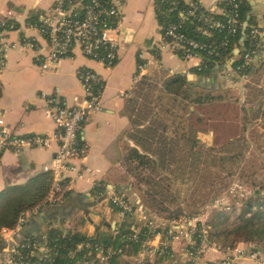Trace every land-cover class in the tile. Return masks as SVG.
Returning a JSON list of instances; mask_svg holds the SVG:
<instances>
[{
	"label": "crops",
	"instance_id": "1",
	"mask_svg": "<svg viewBox=\"0 0 264 264\" xmlns=\"http://www.w3.org/2000/svg\"><path fill=\"white\" fill-rule=\"evenodd\" d=\"M54 1L0 0V19H9L16 25V29L6 33L9 47L6 50L7 66L0 72V119H4L5 126L13 135H51L58 131L55 122L45 114L44 94L59 89L62 99L69 104L82 99L84 88L77 76L80 67L92 68L103 77V108L93 113L80 132V141L88 148L85 177L70 185L62 201L45 207L36 217L29 219L27 231L41 236L49 228L58 227L65 232L81 231L93 236L112 231L125 221L112 208L108 197L96 191L93 183L107 180L113 168L120 165L126 143L135 146L134 140L129 138L134 125L127 111V99L137 83L135 77L139 73L140 64L145 67L142 76H149L159 84L179 75L199 85H206L214 95L224 93L229 88H240V99L235 96L229 99L230 104L239 105L245 118H248L247 112L253 106L264 114V105H260L264 99V0H247L251 6L248 17L254 19L263 34L259 38V51L254 58L255 73L244 80L237 79L235 85H231L228 67L215 71L211 77L200 78L196 70L203 62L201 56L185 59L169 46L159 47L162 31L156 13V0H122L120 58L114 67L108 68L77 49L71 57L62 59L54 69L43 71L39 57L47 43L32 23ZM182 1L189 4L193 0ZM201 2L206 10L216 14L224 13L221 0ZM249 83L262 89L263 95L258 102L247 100ZM212 117L211 121L218 119L217 116ZM56 150L57 144L53 143L50 147L26 148L18 153L0 151V192L23 186L24 193L30 197L43 188L48 191L51 173L46 167L52 163ZM107 187L117 191L124 189H119L113 182H108ZM124 195L137 200L131 198L128 192H124ZM129 222L137 230L142 224L133 218H129ZM162 228L163 231L150 240L145 250L142 248L134 253L128 248L119 264H139L144 257L153 259L155 250L163 244L173 251L168 264H216L223 257V253L214 247L215 243L206 240L191 257L187 255V250L193 244L192 236L172 238L166 233V227ZM255 249L264 252L262 246ZM236 264H264V261L243 257Z\"/></svg>",
	"mask_w": 264,
	"mask_h": 264
},
{
	"label": "trees",
	"instance_id": "2",
	"mask_svg": "<svg viewBox=\"0 0 264 264\" xmlns=\"http://www.w3.org/2000/svg\"><path fill=\"white\" fill-rule=\"evenodd\" d=\"M171 1L156 0V13L159 23L170 20L181 21L188 35L200 41L214 43L219 46L227 35V30H214L210 36L203 34L200 27L204 22L199 21L198 17L183 19L180 16L178 8L187 9L188 7L182 0H179L177 10L165 13L171 6ZM238 1L239 16L244 24L247 21L251 6L247 0ZM222 6L226 8V12L214 14V17L226 21L229 14L228 6L224 2ZM202 13L199 10L197 16L202 15ZM254 26H257V24L253 18H250L246 29L241 27L237 34L229 36L227 47L219 46V55L209 57L205 52L202 53L203 66L201 69L196 70L199 77H211L215 71L225 70L228 61L232 58L235 59L232 67L235 68L240 65V53L235 54V49L240 48L242 50L243 47L249 45L251 42L250 33ZM255 70L253 65L249 69H241L239 72L240 74L252 75ZM248 86L247 100H256L257 96L261 99L262 89L252 86L251 83ZM156 91L159 92V96L153 98ZM225 98V93L214 95L206 85H199L198 82L188 80L184 76L176 75L159 84L149 76L143 75L127 99V111L134 125V130L129 133V138L134 140L135 146L129 143L125 144L120 165L113 168L107 180H105L106 182H99V185L95 188L96 191H103L108 182H113L119 189L132 187L140 192L141 203L148 212L155 213L165 219L179 218L184 215V208L176 202V197L171 192L172 174L180 168L185 173L192 172L196 168L195 163L192 162L194 160H201L204 166L208 168L216 164L225 166L228 159H234L242 155V152L237 155L214 154L212 151L215 150V147H207L199 140V129L191 121V118H193L195 123L206 125L207 121H211L213 117L211 114L206 116L204 113L212 112ZM142 99L146 103H141ZM153 103L160 106V110L164 111L162 112L164 115H161L159 109L154 108ZM262 104L264 105V99L260 101V105ZM198 110H201L202 113H198ZM209 157H212V163H206V159ZM183 160L186 163H180ZM219 161L221 163H218ZM240 170V179L250 183L253 188L252 195L246 201L243 212L238 217L239 221L244 223L245 226L228 227L221 222H214V230L206 236L202 233V224L198 223L196 229L191 228L193 244L189 245V249L193 253L201 247L205 237L207 241L221 243L225 247H234L239 241L256 242L264 247V178H258L256 172L248 174L244 167H241ZM228 174L233 175L234 173L229 170ZM226 186L216 196L220 195L229 185ZM118 192L124 194L122 190ZM46 193V188H43L29 197L24 193L23 186L1 191L0 233L3 227L13 226L18 215L23 210L39 203ZM114 209L118 210L117 207H114ZM195 213L193 212L188 216L192 217ZM221 215L222 212H219L217 217L219 218ZM129 218L131 217H127L114 230L93 236L81 231L65 232L61 228L51 227L44 235L55 252L49 257L48 261L45 262L36 257L32 264H85L93 258L94 254L93 248L87 247L86 243H100L104 246H111L115 251L121 249V252H115L110 258V264H119L122 255L128 248L134 253H138L143 248L145 240L153 237L156 232L163 231L162 227L153 230L150 226L142 223L138 226V239H129V236L134 232L133 223L129 222ZM169 230V227L165 228L167 234ZM81 244L83 246L79 247ZM172 254V249L163 244L155 250L153 259L144 257L139 264H168Z\"/></svg>",
	"mask_w": 264,
	"mask_h": 264
},
{
	"label": "built area",
	"instance_id": "3",
	"mask_svg": "<svg viewBox=\"0 0 264 264\" xmlns=\"http://www.w3.org/2000/svg\"><path fill=\"white\" fill-rule=\"evenodd\" d=\"M223 2L228 6L229 14L226 21L214 17L216 13L206 10L201 0H193L192 3L187 4V9H179V0H172L171 6L165 13H170L178 8L183 19L198 17L199 21L204 22L200 31L205 35L210 36L214 30H227V35L219 44L221 47H227L229 36L237 34L244 24L239 16V1L221 0V3ZM199 10L203 13L197 16ZM223 11L226 12V8L223 7ZM122 14V0H55L32 23V26L39 31L47 43L46 48L41 49L39 57L41 69L43 71L54 69L62 59L71 57L77 49L85 56L100 61L108 68L114 67L120 58L119 38ZM160 27L162 41L159 47L169 46L185 59L194 56L203 58L202 53L204 52L209 57L220 53L218 45L200 41L188 35L181 21H165L160 23ZM14 29H16V25L13 21L0 19V72L7 66L6 50L9 45L6 42V33ZM262 34L261 28L254 26L250 33L251 42L249 45L243 47L242 50L239 48L240 65L234 68L232 63L230 64L233 58L228 61L226 66L229 69L231 82L236 83L237 79L244 80L249 76L240 74L239 70L249 69L253 66L259 49L258 41ZM202 66L203 62L198 68L201 69ZM144 68L143 64L139 65V73L135 77V82L142 78ZM77 76L83 85L84 95L75 104H69L63 100L59 89L50 94H44L45 114L58 127V131L51 135H13L5 126L4 119H0V151L9 150L18 153L26 148L50 147L53 143L57 144L52 163L46 167L51 173V184L45 197L36 205L23 210L13 226L1 229V264H32L36 257L46 262L55 252L45 235L39 236L34 232L27 231L26 226L29 219L36 217L45 207L62 201L74 181L85 177L88 148L87 145L81 143L80 132L83 124L91 119L93 113L103 108L102 95L105 81L97 71L89 67H80L77 70ZM97 185L99 182L93 183L94 188ZM98 193L108 197L112 208L117 207L122 218L137 219L153 230L158 227H169L170 237L178 238L183 234L188 235L181 230H177L178 233L174 235V228L184 227L182 220H171L169 221L170 225L158 224L153 214L148 212L140 201L132 200L112 187L106 186L103 191ZM186 222L191 226L193 220L187 219ZM132 228L134 232L129 236V239L137 240L139 230ZM159 234L158 231L154 236ZM153 237L143 242L144 250ZM85 245L94 250L93 258L85 264H110L111 256L115 252L122 251L121 249L115 251L111 246H104L100 243H86ZM82 246L83 244L79 247ZM214 247L223 253L222 259L216 264H236L243 257L264 261V252L255 249V247H259L258 245L239 244L234 247H223L220 244H215ZM187 254L191 257L194 255L190 249L187 250Z\"/></svg>",
	"mask_w": 264,
	"mask_h": 264
},
{
	"label": "rangeland",
	"instance_id": "4",
	"mask_svg": "<svg viewBox=\"0 0 264 264\" xmlns=\"http://www.w3.org/2000/svg\"><path fill=\"white\" fill-rule=\"evenodd\" d=\"M236 83L231 82V85H235ZM238 84L241 85V83ZM227 90L224 92L227 93L226 101H222L221 104L219 103L212 112L204 113L206 116L210 114L217 116V120L207 121L206 125L195 123L193 118H191V121L199 129V140L207 147H215V150L212 151L214 154L237 155L242 152V155L234 159H228L225 162V166L216 164L208 168L204 166L201 160H194L192 162L195 163L196 168L192 172L185 173L180 168L176 173L172 174L171 192L175 195L176 202L184 208L185 213L179 218L172 219H165L155 213H153V216L158 224L166 223L170 225L169 221L171 220H182L184 227L174 228V235L178 233L176 232L177 230H181L188 233V236H192L191 228L196 229L198 223L202 224V233L206 236L210 231L214 230V222H221L228 227L235 225L244 227V223L240 222L238 217L243 212L246 201L252 195L253 188L250 183L240 179V169L244 167L248 174L256 172L258 178H264V114L259 113L253 106L247 112L248 118H245V114L241 111L239 105H233L229 102V99H234L235 96L240 99L242 90L240 88L239 90L231 88ZM158 96L159 92H154L153 98H157ZM258 98L259 96L256 97L257 102ZM141 103L144 104L146 102L142 99ZM152 105L155 109L160 110L158 104L153 103ZM162 112L164 111L160 110L161 115H164ZM198 113H202V111L198 110ZM250 123L253 124L250 125ZM225 145L227 146L226 148L224 147ZM211 159L212 157L207 158L206 163H212ZM180 163L184 164L186 161L183 160ZM218 163L221 162L219 161ZM229 170L233 171L234 174L229 175ZM166 174L169 175L170 173ZM226 185L229 186L227 187ZM225 186L227 188L220 195L216 196ZM122 192H128L131 198H136L141 202V194L136 189L132 187L130 190L125 188ZM196 211L197 213H195ZM193 212L195 214L192 217L188 216ZM219 212H222V215L218 218L217 214ZM187 219L193 220V223L190 224L191 226H189V223L187 224ZM181 236H185V234ZM204 239L207 241L206 237ZM213 243L223 246L221 243ZM242 243L261 246L256 242L248 243L244 241H239L236 245Z\"/></svg>",
	"mask_w": 264,
	"mask_h": 264
},
{
	"label": "water",
	"instance_id": "5",
	"mask_svg": "<svg viewBox=\"0 0 264 264\" xmlns=\"http://www.w3.org/2000/svg\"><path fill=\"white\" fill-rule=\"evenodd\" d=\"M249 19H250V17H248V18H247V21L244 23V25H243V28H244V29L247 28V26H248V22H249ZM239 53H240V49H235V54H239ZM234 60H235V59L233 58V59L230 61V64L233 63Z\"/></svg>",
	"mask_w": 264,
	"mask_h": 264
}]
</instances>
